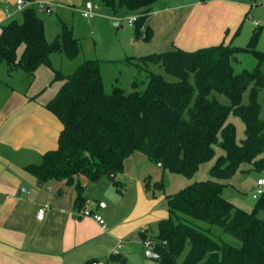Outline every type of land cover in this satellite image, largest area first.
<instances>
[{
    "label": "trees",
    "instance_id": "obj_1",
    "mask_svg": "<svg viewBox=\"0 0 264 264\" xmlns=\"http://www.w3.org/2000/svg\"><path fill=\"white\" fill-rule=\"evenodd\" d=\"M155 1L100 3L118 17L137 14L132 25L136 34L148 41L153 34L149 16ZM248 1L251 7L262 2ZM0 27V60L9 70L22 68L34 75L39 66L47 65L54 71L53 80L63 81L47 105L63 124L58 145L45 151L39 162L24 166L38 181L65 180L73 185L75 206L81 209L87 197L80 176L98 181L110 172L117 174L135 150L161 163L164 170L188 177L201 164L215 159L209 177L166 195L168 216L157 222L156 232L142 231L141 240H150L159 264H264V218L260 216L264 194L255 199L251 210L224 195L225 180L237 172L264 171V118L258 100L264 88V50L253 48L261 27L254 29L246 48L221 41L195 50L173 46L128 57L145 72V77L132 81L130 92L120 86L108 91L96 58L84 59L70 73L54 67L53 52L72 59L79 54L81 41L64 21L49 41L35 5L22 9L21 20L10 18ZM21 45L24 49L18 55ZM243 50L252 52L258 61L252 69L236 72L233 61ZM217 93L227 96L229 102L220 101ZM231 114L244 123L241 140L237 139L236 125L228 120ZM112 181L122 192L125 182L118 178ZM146 186L150 188V183ZM154 186L164 189V180ZM213 226L241 244L224 240ZM112 258L129 264L121 252Z\"/></svg>",
    "mask_w": 264,
    "mask_h": 264
},
{
    "label": "crops",
    "instance_id": "obj_2",
    "mask_svg": "<svg viewBox=\"0 0 264 264\" xmlns=\"http://www.w3.org/2000/svg\"><path fill=\"white\" fill-rule=\"evenodd\" d=\"M25 1L26 4L47 1V10L57 1L81 2ZM240 1L157 0L149 16L153 29L150 45L161 51L173 46L186 49L191 45L194 49L218 44L220 40L227 41L242 18L249 15L247 6ZM15 5L14 8L4 5L0 10V23L11 18L17 0ZM23 49L24 45L18 48V55ZM53 78V69L41 65L27 85L21 88L12 86L0 99V264H87L92 259H106L119 241L123 242L119 252L131 264V245H145L140 233L168 216H165L168 210L161 209L159 202L175 191L164 187L163 194L157 196L153 188H147V177L156 181L153 170L164 169L161 163L151 160L140 150L127 156L123 170L116 174V178L125 182L122 192L117 191L109 177L90 181L80 176L83 194L87 197L81 209L75 206V187L65 180L40 184L24 166L39 162L45 151L58 145L63 124L47 105L61 89L63 81H54ZM230 116L228 120L237 125ZM255 187L256 180L252 192ZM228 198L244 209L253 208L254 203L245 204L241 199ZM44 204L47 207L40 219L37 211ZM85 208L101 214L106 227H102L93 216L83 214Z\"/></svg>",
    "mask_w": 264,
    "mask_h": 264
},
{
    "label": "rangeland",
    "instance_id": "obj_3",
    "mask_svg": "<svg viewBox=\"0 0 264 264\" xmlns=\"http://www.w3.org/2000/svg\"><path fill=\"white\" fill-rule=\"evenodd\" d=\"M86 1L88 0H81V2L74 3L72 1H70V3L66 1H54L55 3H52V8L50 10L40 9L39 4L33 3L38 10V14L44 20L46 38L49 41L60 31L62 21L66 22L72 28L74 35L81 41V50L79 54L72 59L67 58L62 52H53L51 55L52 65L65 73H70L84 59H99L106 89L111 91L115 86H120L130 92L133 90L131 85L132 81L145 77V72L144 70L140 71L133 64L132 60H127L128 57H140L157 50L150 45L149 40L147 41L143 38V35L138 36L136 34L134 25L128 22V17L130 15L127 14L122 19H117L110 9L100 3V0H90L95 6V10L90 17L82 16L81 11ZM15 2L16 0H0V10L4 9L5 4H9L10 7L14 8L16 6ZM28 3L32 5V2ZM44 3L47 4L48 2L44 1ZM240 3L247 6L249 15L246 19L245 17L242 18L241 22L243 25L240 22L227 41H220L245 48L250 47V40L254 33V29L261 27L253 48L264 50V1L252 7L248 0H242ZM13 4L14 6H12ZM155 5H158V2ZM12 12L11 18L21 20L22 9L16 8ZM253 19L259 21L260 24H254ZM116 21L119 23L115 25L114 22ZM239 26L241 27L240 29ZM191 47V45H188L186 49L195 50L198 48L195 47L191 49ZM257 61V58L252 52L243 50L237 53L233 65L235 71L238 72L245 68L252 69L257 64ZM151 67L155 70L162 71V69L158 68L156 65H152ZM46 69L51 71L50 68L46 67ZM164 74L167 78L172 79L171 75L167 73ZM29 80H32V75L29 72L20 68L9 70L7 63L0 60V99L4 97V93L7 89H10L12 86L21 88L27 85ZM140 88H143V85H140ZM216 95L220 101L229 102L228 97L224 94L217 93ZM247 100L248 95L246 92L244 94V101L246 102ZM258 100L261 103L260 115L264 118V88L260 91ZM230 117L237 122L238 139H243V121L233 114H231ZM219 153L220 148L217 147V154ZM212 161H215V159L201 164L200 168L190 177L176 174L168 170H162L161 168H158L156 171L153 170V174L154 177L157 176L155 179L156 181H160L161 179L164 180L167 190L176 192L195 180H202L209 177L210 164ZM150 163H152L151 165H155L153 162ZM155 172H157V174ZM260 175H264V172H257L255 170L244 171V173L242 171L237 172L231 178L226 179L228 181H225L226 187L224 189V195L232 198L234 201L241 199L246 202L245 204L249 202V204L252 205L255 201V198L252 196V186L256 178ZM156 181H152L150 177H147L146 180V182L150 183V188H153L157 196H160L163 194V189L154 186ZM103 202L104 201L101 203ZM159 203L160 208L167 211L166 199L164 200V198H161ZM167 215L166 212L165 216ZM260 216L264 218V210L260 212ZM201 223L207 225L206 223ZM156 229L157 225H152L151 231L156 232ZM213 230L224 240L235 245L241 244L239 239L224 232L218 226H213ZM131 246V264H159V261L155 257L147 256V251L151 250V245L146 246V244L134 243Z\"/></svg>",
    "mask_w": 264,
    "mask_h": 264
},
{
    "label": "built area",
    "instance_id": "obj_4",
    "mask_svg": "<svg viewBox=\"0 0 264 264\" xmlns=\"http://www.w3.org/2000/svg\"><path fill=\"white\" fill-rule=\"evenodd\" d=\"M262 1H264V0H262ZM25 4H26L25 0H17V8L18 9H23L25 7ZM27 4H29V3L27 2ZM46 7H47V4H45L43 2L39 3L40 9H46ZM94 10H95V6H94L93 2L88 0L85 2L84 8L82 9L81 14L84 17H90L93 14ZM136 17H137V14L130 15L128 17V22L130 24H132L133 21L136 19ZM253 22L256 25L259 23L257 20H253ZM22 190H26V189L22 188ZM263 194H264V175L259 176L256 179V187H255L254 191L252 192V196H253V198L258 199ZM46 207H47L46 204L39 207V209L37 211V217L38 218H40V219L43 218V216L45 214ZM83 214L93 216L102 225V227H104V228L106 227L105 219L101 214L96 213V212H92L90 209H86V208L83 210ZM145 244H146V246H150L151 245L150 240L145 241ZM122 245H123V242L119 241L117 246L112 250V252L108 255V257L106 259H92L87 264H114L115 260L112 258V255L119 253V249Z\"/></svg>",
    "mask_w": 264,
    "mask_h": 264
},
{
    "label": "water",
    "instance_id": "obj_5",
    "mask_svg": "<svg viewBox=\"0 0 264 264\" xmlns=\"http://www.w3.org/2000/svg\"><path fill=\"white\" fill-rule=\"evenodd\" d=\"M48 8V7H47ZM115 24H117V22H115ZM109 177H110V179H115L116 178V173L115 172H110L109 173ZM40 184H42V182L40 183ZM147 256H150V257H156L157 256V254L155 253V252H153L152 250H148L147 251Z\"/></svg>",
    "mask_w": 264,
    "mask_h": 264
}]
</instances>
